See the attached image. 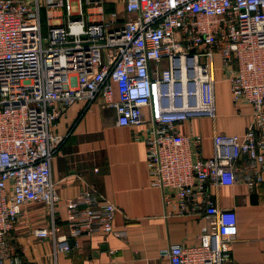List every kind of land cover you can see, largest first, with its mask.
<instances>
[{
  "label": "built area",
  "instance_id": "built-area-1",
  "mask_svg": "<svg viewBox=\"0 0 264 264\" xmlns=\"http://www.w3.org/2000/svg\"><path fill=\"white\" fill-rule=\"evenodd\" d=\"M101 2L0 0V264H22L8 235L32 204L46 209L50 226L33 234L52 239L54 256L71 251L70 239L126 235L114 228L117 207L95 189L65 200L68 234L58 233L52 161L64 136L54 127L69 107L99 94L120 126L147 127L152 186L169 212L193 203L210 219L199 244L172 245L163 255L171 264H231L227 230L237 214L208 189L234 185L239 161L253 172L245 175L250 188L264 182V0H126L130 17L120 26L86 19L83 6ZM57 8L65 9L61 24L52 23ZM218 63L232 103L238 111L249 105L251 119L242 135L215 132L206 157L203 137L177 125L200 115L216 122Z\"/></svg>",
  "mask_w": 264,
  "mask_h": 264
},
{
  "label": "crops",
  "instance_id": "crops-1",
  "mask_svg": "<svg viewBox=\"0 0 264 264\" xmlns=\"http://www.w3.org/2000/svg\"><path fill=\"white\" fill-rule=\"evenodd\" d=\"M126 0H102L97 5H84L82 12L88 21H115L122 25L130 15ZM73 12H80L74 1ZM64 8L52 11L57 24L63 23ZM218 63L215 86L216 122L200 115L177 125L185 135L200 134L203 140L199 153L213 154V135L217 133L242 135L251 119V107L235 108L230 84ZM115 98H118L115 93ZM149 109L145 114L149 116ZM147 127L120 126L115 109L108 106L101 94L89 103L78 102L58 119L54 132L64 140L56 149L52 161L53 178L60 197L58 233L67 235L65 200L86 189L117 207L116 230L126 231L123 237L97 233L70 239L72 249L53 254L49 237L40 238L33 228L49 227L50 220L42 205L26 206L15 230L9 235L14 251L22 264H171L163 250L172 245L185 247L200 243V234L210 219L203 207L190 203L185 213H171L163 193L152 186V175L146 161L145 134ZM234 185L218 192L208 189L210 198L223 209L237 214L235 227L227 230V250L231 264H264V182L250 188L245 180L249 172L242 161L237 164Z\"/></svg>",
  "mask_w": 264,
  "mask_h": 264
},
{
  "label": "rangeland",
  "instance_id": "rangeland-1",
  "mask_svg": "<svg viewBox=\"0 0 264 264\" xmlns=\"http://www.w3.org/2000/svg\"><path fill=\"white\" fill-rule=\"evenodd\" d=\"M48 15L46 14L45 11L42 12L41 14V20H42V29H43V35L47 36L48 34ZM53 24H57L58 21L56 19L53 20Z\"/></svg>",
  "mask_w": 264,
  "mask_h": 264
}]
</instances>
